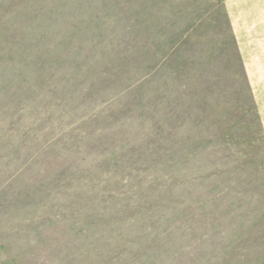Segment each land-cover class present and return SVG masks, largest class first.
Listing matches in <instances>:
<instances>
[{"label": "rangeland", "instance_id": "1", "mask_svg": "<svg viewBox=\"0 0 264 264\" xmlns=\"http://www.w3.org/2000/svg\"><path fill=\"white\" fill-rule=\"evenodd\" d=\"M221 0H0V264H264V60Z\"/></svg>", "mask_w": 264, "mask_h": 264}, {"label": "crops", "instance_id": "2", "mask_svg": "<svg viewBox=\"0 0 264 264\" xmlns=\"http://www.w3.org/2000/svg\"><path fill=\"white\" fill-rule=\"evenodd\" d=\"M229 28L238 46H245L249 60H264V0H221Z\"/></svg>", "mask_w": 264, "mask_h": 264}]
</instances>
